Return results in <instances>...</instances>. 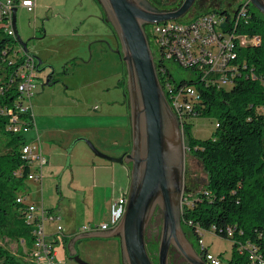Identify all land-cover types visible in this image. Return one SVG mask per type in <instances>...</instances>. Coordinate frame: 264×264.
<instances>
[{"label":"rangeland","instance_id":"obj_1","mask_svg":"<svg viewBox=\"0 0 264 264\" xmlns=\"http://www.w3.org/2000/svg\"><path fill=\"white\" fill-rule=\"evenodd\" d=\"M15 1L20 37L28 41L30 52L42 58L41 68L46 65L55 68V80L51 84L45 83L50 68L38 72L32 98L34 125L26 132L29 139L39 135L43 151L50 162L44 166L42 181L26 180L21 192L27 195V202L40 206L43 202L44 208L55 210L59 218L46 219L45 224L49 238L58 241L53 234L59 225L64 227V234L71 237L90 222L98 224L108 211L103 193L98 192L94 205H90L84 200L83 191L74 187V165L77 162L84 164L88 157L102 159L95 154L88 140L104 153H108L105 151L107 145L114 142L118 143L116 148L122 150L121 154L130 150L131 127L128 99L125 95L126 72L119 53L114 50L119 46L118 39L116 43L108 35L109 29L104 33V38L112 47L94 41L96 37L89 31L92 20L87 21L88 24L84 26L73 21L74 15L81 11L91 14L87 4L84 3L88 9H83L81 0H35L33 11L20 6L22 0ZM226 1L233 8L238 2L231 0L232 5L230 0ZM207 4L206 8L210 9L222 3L212 0V3ZM92 10L96 11V8ZM190 14L191 12H187L179 19L185 21L190 18ZM75 24H78L77 27H74ZM77 28L78 32L75 31ZM11 44L15 50L19 48L13 40ZM172 71L177 80H182L189 77L191 70L174 64ZM216 122V117L197 115L193 119L192 132L200 138L210 137L216 129ZM80 137L85 139L78 140ZM83 176L82 180L87 184L88 179L86 175ZM186 177L185 191L190 196L203 190L208 178L203 162L188 148ZM127 184L129 188L130 180ZM190 196L184 197L183 204ZM161 226L162 213L158 210L146 232L147 247L156 264L159 263ZM187 232L199 248L193 231ZM202 237L209 251L216 256H222V264H228L233 256V240L212 230H206ZM0 243L13 253H19L21 249L18 240L7 236L1 237ZM55 246L58 250L56 264H81L68 257L61 241L56 242ZM77 248L78 255L90 264H122L120 241L116 237L82 239L79 240ZM25 259L28 260V256ZM171 261L172 264H186L184 258L175 250H172Z\"/></svg>","mask_w":264,"mask_h":264},{"label":"trees","instance_id":"obj_2","mask_svg":"<svg viewBox=\"0 0 264 264\" xmlns=\"http://www.w3.org/2000/svg\"><path fill=\"white\" fill-rule=\"evenodd\" d=\"M250 6L238 31L259 35L261 41L239 50L235 63L245 73L230 88L198 85L201 99L183 128L187 148L203 162L208 177L204 189L184 202L183 227L197 239L199 228L232 239L233 256L228 264H264V14ZM230 23L227 20L226 28ZM3 27L0 23V76L14 68L8 65L9 53L15 50L13 39ZM2 98V106L14 103L18 98L15 83ZM197 115L216 117L212 136L193 134ZM12 124L9 113H0V238L18 240L21 249L13 253L0 243V264H31L36 225L27 219V204L17 198L24 195L21 191L32 163L22 158L27 139L15 133ZM239 241L249 245L243 253ZM250 248L256 252L254 258L247 252Z\"/></svg>","mask_w":264,"mask_h":264},{"label":"water","instance_id":"obj_3","mask_svg":"<svg viewBox=\"0 0 264 264\" xmlns=\"http://www.w3.org/2000/svg\"><path fill=\"white\" fill-rule=\"evenodd\" d=\"M196 0H185L174 10H159L148 0H98L112 27L126 72V95L130 110L131 148L122 155L102 152L88 140L96 155L129 166L130 184L125 213L121 221L106 230L79 231L67 243L70 256L81 264L76 242L88 238H112L120 241L122 264H155L146 243V232L156 213H162L158 246V264H171L172 248L188 264H207L183 227L186 142L181 120L166 93L160 76V53L154 43L150 25L155 20L182 17ZM264 14V0H250ZM17 6L13 8V27L17 43L37 60V72L50 71L46 84L55 73L52 65L40 67L43 60L29 51L17 28ZM108 46L110 42L102 40ZM112 47V46H111ZM85 139L83 137L78 140ZM76 142V141H75ZM72 147L69 150V158ZM69 162V160H68Z\"/></svg>","mask_w":264,"mask_h":264},{"label":"built area","instance_id":"obj_4","mask_svg":"<svg viewBox=\"0 0 264 264\" xmlns=\"http://www.w3.org/2000/svg\"><path fill=\"white\" fill-rule=\"evenodd\" d=\"M250 3V0H246L231 13L224 14L220 8L199 16H190L185 21L171 19L165 22L155 20L151 23V34L160 53V76L173 108L180 117L182 128L190 120V113L201 99L198 85L204 87L210 85L217 89L230 88L234 85L235 79L245 73L240 71L239 65L235 63L239 50L250 43L258 44L261 41L259 35L249 36L238 31L242 19H245L244 22L247 20ZM15 6H17L15 0H0V23L4 24L3 28L7 35L13 37V41L17 43L13 27ZM20 6L33 11L35 0H22ZM227 20L231 22L229 28H226ZM17 45L19 48L11 51L8 57V65L14 68L0 76V99L3 100L2 95L6 96L10 92L13 83L16 85L18 98L13 104H7L8 106L0 104V113H9L13 123L11 129L15 133H23L27 139L22 146V158L32 163L27 179L41 182L42 168L48 162V158L43 151L39 135L32 139L26 135L29 127L34 125L32 98L35 79L38 77L37 60L29 52H24L18 43ZM174 64L191 70L189 77L177 80L172 71ZM26 197L27 195H20L17 201L27 204V219L36 225L35 245L30 255L31 264H56L57 250L54 240L46 233L45 221L58 219L59 216L55 210L44 208L43 202L40 206L27 202ZM127 199L128 192L125 191L112 202L106 221L90 223L83 226L81 231L106 230L116 226L125 213ZM228 229L232 233V228ZM205 231L197 229L200 235L198 246L204 260L209 264H222V257L211 253L205 244L202 237ZM53 235L61 239L64 235L63 226L59 225ZM244 244L240 241L238 243L240 253L249 247L248 244ZM247 252L250 258L256 255L252 248Z\"/></svg>","mask_w":264,"mask_h":264},{"label":"crops","instance_id":"obj_5","mask_svg":"<svg viewBox=\"0 0 264 264\" xmlns=\"http://www.w3.org/2000/svg\"><path fill=\"white\" fill-rule=\"evenodd\" d=\"M84 3L87 4V6L89 7L91 14H87V12L81 11V13H76V15H74V18H72L73 21L75 23L78 22L79 26L80 25L84 26L87 23V21L92 20V24L89 27V31H90V34L96 37L94 41L102 42V40L105 39L104 33L109 29L110 32L108 35L111 36L117 43V37L114 34L112 27L106 20L104 11L100 3L98 2V0H81V5H83V9H88L87 6L84 5ZM92 4H94V6L96 7H94ZM95 8H96V11H93L92 9H95ZM97 20H99L98 24H96ZM77 25L78 24H75L74 27H77ZM75 31L78 32V28L75 29ZM118 47L119 46H117V48ZM117 144L118 143L116 142L112 144H108L107 147L105 148V151H107L110 154L116 155V156L122 155L121 154L122 150L120 149L117 150L116 148ZM130 144L131 142L129 143V145ZM126 151L128 150H125V152ZM49 162H50V159L48 160L46 164H49ZM44 166L42 168L43 172H44ZM83 175H86V179H88L87 184L84 183L82 180V178L84 177ZM129 178H130L129 177V166L123 165L118 162H113L105 158L96 159V158L88 157L87 162H85L84 164H79V162H77V164L74 165L73 185L76 189H81V192L83 191L84 200L87 201L88 204L94 205L95 198L98 192L103 193L106 197V200L104 203L108 211L102 218H100L99 223L106 221L108 219L112 202L117 197H119L123 192L128 191L127 182L128 180H130ZM90 223H94V222H90ZM57 254H58V250H57Z\"/></svg>","mask_w":264,"mask_h":264},{"label":"flooded vegetation","instance_id":"obj_6","mask_svg":"<svg viewBox=\"0 0 264 264\" xmlns=\"http://www.w3.org/2000/svg\"><path fill=\"white\" fill-rule=\"evenodd\" d=\"M153 6H155L156 8H158L159 10H174V9H176V8H178V7H180L182 4H183V2L185 1V0H148ZM216 1H221V5H219V6H216V7H213V8H210V9H207L206 8V5L208 6V4L207 3H212V0H196L195 1V3L191 6V8L187 11V12H191V14H190V16H199V15H201V14H204V13H206V12H208V11H211V10H219L220 8H222L223 10L222 11H224V14L225 13H231L232 11H234V9L238 6V5H240V4H242V3H244L246 0H238V2H237V5L233 8V7H229V5L227 4V1L226 0H216ZM231 1V0H230ZM223 2H226V3H223ZM233 1H231V4L233 5V3H232ZM230 4V5H231ZM252 3H250V5H251ZM249 6V5H248ZM205 9H204V8ZM202 9V10H201ZM197 11V12H195L194 13V11ZM186 12V13H187ZM185 13V14H186ZM184 14V15H185ZM177 19H179V18H177ZM115 34V33H114ZM55 80V78H54V75L51 77V82L52 81H54ZM189 177H191V173H189ZM186 179H187V177H186ZM186 230V232H187V229H185ZM187 234H188V232H187ZM188 237H189V239L192 241V243H193V245H194V247H195V249L198 251V253L200 254V255H202L203 256V254H202V251L200 250V248H198L196 245H195V243L193 242V240L191 239V237H190V235L188 234ZM69 238L70 237H68L67 235H62L61 236V239H58V242L59 241H61V243H63V246L65 247V250H66V252H67V255H68V257H70V258H73V256H70L69 255V253H68V249H67V243H68V241H69ZM101 239H105V238H101ZM119 240V239H118ZM78 242L79 241H77L76 242V247H77V244H78ZM172 250H175L176 252H177V250L176 249H174V248H172L171 249V251H170V262H172L171 261V258H172ZM77 253H78V248H77ZM178 254H179V252H177ZM180 255V254H179ZM181 256V255H180ZM185 260V259H184ZM185 262H186V260H185ZM156 264V263H155ZM172 264V263H171ZM186 264H188L187 262H186ZM207 264H209V263H207Z\"/></svg>","mask_w":264,"mask_h":264}]
</instances>
